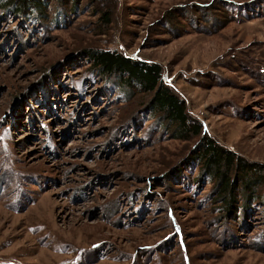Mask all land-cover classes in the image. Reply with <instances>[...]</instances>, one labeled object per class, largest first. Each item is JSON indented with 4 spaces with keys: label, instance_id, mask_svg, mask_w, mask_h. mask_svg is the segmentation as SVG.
<instances>
[{
    "label": "rangeland",
    "instance_id": "rangeland-1",
    "mask_svg": "<svg viewBox=\"0 0 264 264\" xmlns=\"http://www.w3.org/2000/svg\"><path fill=\"white\" fill-rule=\"evenodd\" d=\"M11 3L0 0V264H264V183L225 216L193 156L200 138L176 137L147 92L88 56L160 64L203 133L264 177V0Z\"/></svg>",
    "mask_w": 264,
    "mask_h": 264
},
{
    "label": "trees",
    "instance_id": "trees-1",
    "mask_svg": "<svg viewBox=\"0 0 264 264\" xmlns=\"http://www.w3.org/2000/svg\"><path fill=\"white\" fill-rule=\"evenodd\" d=\"M12 3L22 10L29 7L32 0H12ZM88 56L103 77L115 75L123 87L137 85L147 92L151 96L150 109L174 127L176 137L182 140L200 138L193 156L198 158L201 174L214 182L223 200L225 216L231 218L234 211L250 205L256 198V188L264 183V177L259 175L260 165L249 162L203 133L201 123L188 113L185 100L163 81L160 64L135 60L111 50L90 49Z\"/></svg>",
    "mask_w": 264,
    "mask_h": 264
}]
</instances>
